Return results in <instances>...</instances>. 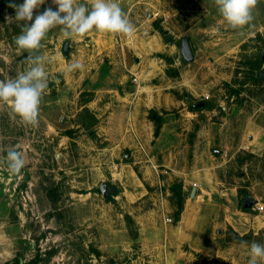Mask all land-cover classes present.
I'll return each instance as SVG.
<instances>
[{"label":"rangeland","instance_id":"obj_1","mask_svg":"<svg viewBox=\"0 0 264 264\" xmlns=\"http://www.w3.org/2000/svg\"><path fill=\"white\" fill-rule=\"evenodd\" d=\"M9 2L20 5L23 0ZM77 3L91 6V0ZM119 3L135 26L131 39L96 31L69 39L58 26L42 42L49 88L38 126L25 124L13 116L10 105L0 103V264L17 259L20 264H154L159 249L149 252V239L176 237L171 232L176 224L171 187L183 182L175 169L191 174L196 161L221 164L216 197L224 190L227 195L221 210L215 197L201 212L207 219L193 217L199 229L196 249L186 244L184 250L197 264H232L216 258L221 252L236 258L235 264L250 260L249 248L241 242L264 244V230L241 237L239 230L247 231L250 222L236 210L252 200L250 212L264 214V158L255 148L264 144V80L254 84L249 70L250 63L261 55L264 59V0L243 29L228 25L214 0ZM48 7L56 9L46 0L34 18ZM15 15L9 6L0 11L4 81L30 67L23 62L28 53L15 44L23 26ZM184 38L190 41L193 61L182 53ZM74 62L82 68L69 72ZM239 83L246 85L236 95ZM205 102L204 110H190ZM151 110L162 114L160 136L167 133V138L155 136ZM132 112L141 121L148 113L151 122L142 127L140 138L129 136ZM13 148L25 161L16 175L4 159ZM158 171L167 173L159 176ZM103 185L111 187V200L100 191ZM185 197L193 199L189 189ZM168 217L172 223L165 222ZM161 221L169 230L163 227L160 235ZM151 229L155 232L149 234ZM165 253L163 248L159 264Z\"/></svg>","mask_w":264,"mask_h":264},{"label":"clouds","instance_id":"obj_2","mask_svg":"<svg viewBox=\"0 0 264 264\" xmlns=\"http://www.w3.org/2000/svg\"><path fill=\"white\" fill-rule=\"evenodd\" d=\"M46 0H23L8 6L15 11V20L23 22L20 34L15 37L16 46L28 53L24 63L30 67L15 79L0 80V103L11 106L14 117L27 125L38 126L41 104L49 88V77L45 71L46 57L41 53L50 30L62 26L66 38L83 36L90 32L122 35L131 39L135 26L122 9L119 0H91V6L77 3V0H52L56 6L44 9L34 18V11ZM219 14L233 29H243L253 21V11L259 0H214ZM7 22L13 21L6 17ZM82 68L79 62L69 63L68 71ZM10 174L16 175L25 166L22 153L15 148L4 158ZM250 252L249 264H264V244L253 241L250 245L242 241Z\"/></svg>","mask_w":264,"mask_h":264},{"label":"crops","instance_id":"obj_3","mask_svg":"<svg viewBox=\"0 0 264 264\" xmlns=\"http://www.w3.org/2000/svg\"><path fill=\"white\" fill-rule=\"evenodd\" d=\"M135 113L136 112H132V117L130 116L133 122L131 123L132 125L131 128H128V130H132V133L129 134V136L132 139L135 136H137L136 138L138 137L140 138L141 133H142L140 131H142V127L151 125V122L148 119V113L145 114L146 118L145 119L143 118L142 121L139 120V118L137 117ZM177 130H178L177 128L174 129V131H177ZM188 130L190 131L191 127ZM202 132H205V131H202ZM163 136L167 138V133L165 134L163 133L162 136H160V138H163ZM201 136L202 134L198 135V138L195 141L196 146L198 147L202 143V141L199 138ZM255 148H256V151L259 152L257 156L263 159L264 158V144L258 145ZM197 162L198 161H196L193 164L191 174H189L187 171L182 172V171H179V169L177 168L175 169V172H178L179 174H181L179 178H182L184 193L187 192V190L189 189L191 191V197H193L192 192L194 190H196V194L193 197V199L185 201L184 210L181 214L180 221L177 222L175 225H172L173 229H171V232L173 231L176 237L169 236L167 234V237H166L167 239L166 240L163 239V236L161 235L163 232L162 228L166 227V229L169 230V225L166 224L165 226L163 222L161 221V225H160L161 228L159 229L160 231H158V233H160L161 235L160 240L156 242L154 241L155 239L152 237L149 239V244H148L150 247L149 252H151V250L154 249L155 247H158L159 249L158 252L153 253V255L155 256L154 257L155 261H157V262H154V264L160 263L161 258L158 256H162L161 254H162L163 248H166L165 257L163 256L164 257L163 264H197V261L193 257L192 253L185 251L184 248L186 244H188L192 250L196 249L197 243L194 237L198 235L199 229H198V226L195 224L193 217L195 215H198L201 218V220L207 219L206 216H203V215L200 216V215H201V212H205L204 207L207 209L211 206L210 203L213 202V199L217 196L219 192L220 178L218 177L217 170L219 166L221 165V164L216 165L215 162H208L207 164H200ZM162 172H165V171H158L157 173L160 176V174H163ZM190 178H192L194 182L191 181ZM193 183H197L198 187L197 188L192 187ZM221 194H222L221 197H216L217 200H220L217 203L220 210L222 208L221 202L222 203L224 202L223 196L227 195V193H225V190H224ZM168 196H169V193H168ZM164 207L166 208V210L168 209L167 203H164ZM226 207L229 209V211L232 209L230 205ZM173 209H174V206L170 204V210L172 211ZM251 209L248 211H244L242 210V208L241 210H236L237 211L236 214H239L238 215L239 217L244 218L243 216H245L246 218H248V221L250 222V225H249L250 228L247 231L239 230L241 237L244 236V233H247L248 231H251V230L254 232V235H257L259 232L264 230V214H257V213L253 214L251 213L252 212ZM149 227L152 228L150 225ZM152 231L153 230L151 229L148 231V233L152 234ZM220 256L222 258H228L232 264L236 263L237 259L234 257L233 258L229 257L227 253L221 252L218 255H216V258L219 259ZM234 260H235V263H234ZM237 262L240 264H249V260L245 257L243 259H238Z\"/></svg>","mask_w":264,"mask_h":264},{"label":"trees","instance_id":"obj_4","mask_svg":"<svg viewBox=\"0 0 264 264\" xmlns=\"http://www.w3.org/2000/svg\"><path fill=\"white\" fill-rule=\"evenodd\" d=\"M10 4L9 0H0V11H3L5 9L8 8V5ZM157 30L162 34L163 38H165L166 42H172V39L170 38V35L167 33V31H165L164 29H162L161 27L157 26ZM257 38H261V34L259 33ZM264 63V59L261 55L260 58L257 59V61L250 63V74L252 75L251 78L254 79V84L257 85L258 81L264 80V71L261 70V66ZM240 87L239 89H235L233 92L238 95L240 94V92L243 90L244 85H246L245 83H239ZM247 84H249V82H247ZM200 103L194 104L190 107L191 111H202L207 107V103H204V106L201 107L199 106ZM150 119L151 121H153L155 123L156 126V131H155V136H159L160 134V129L162 126V116L160 114H158L156 111L151 110L150 111ZM68 136H72V132H68L67 133ZM101 191V190H100ZM171 191H172V204L174 205V207L176 208L175 211V215H174V220L175 222H179L180 218H181V214L184 210V205H185V201H186V197H185V193H184V189H183V184L182 183H175L174 185H172L171 187ZM114 197V193H111L109 195H107V200H111ZM242 210L244 211H248L250 209L245 208L244 206L241 207ZM99 254V253H98ZM32 262H35L34 260ZM7 264H20V261L17 259L15 260L13 263H7Z\"/></svg>","mask_w":264,"mask_h":264},{"label":"water","instance_id":"obj_5","mask_svg":"<svg viewBox=\"0 0 264 264\" xmlns=\"http://www.w3.org/2000/svg\"><path fill=\"white\" fill-rule=\"evenodd\" d=\"M69 50H70V44L67 42L65 47H64L65 56L69 55ZM182 53H183V55H184L186 60H188V61H193L194 60V55H193V52H192V49H191V45H190V41H189L188 38H184L183 41H182ZM199 106L203 107L204 103H201ZM105 189H106V185H103L101 187V191L104 194V196L106 197L107 195L105 193ZM195 194H196V190H194L192 192V196L194 197ZM255 203H256L255 201L249 200V201H247L244 204V207L247 208V209H251L252 207H254Z\"/></svg>","mask_w":264,"mask_h":264},{"label":"built area","instance_id":"obj_6","mask_svg":"<svg viewBox=\"0 0 264 264\" xmlns=\"http://www.w3.org/2000/svg\"><path fill=\"white\" fill-rule=\"evenodd\" d=\"M137 143H138V146L141 148V150H144V146L142 145V143H141V141L139 139H137ZM165 173H167V172H165ZM193 187L197 188L198 187L197 183H194ZM165 222L166 223H172L173 219L168 217V218L165 219Z\"/></svg>","mask_w":264,"mask_h":264},{"label":"flooded vegetation","instance_id":"obj_7","mask_svg":"<svg viewBox=\"0 0 264 264\" xmlns=\"http://www.w3.org/2000/svg\"><path fill=\"white\" fill-rule=\"evenodd\" d=\"M110 190H111V187H110V186H106L105 192L108 191V192H110V194H111V191H110Z\"/></svg>","mask_w":264,"mask_h":264}]
</instances>
